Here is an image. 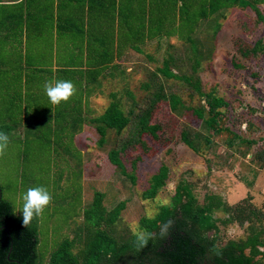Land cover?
Masks as SVG:
<instances>
[{
  "label": "rangeland",
  "instance_id": "rangeland-1",
  "mask_svg": "<svg viewBox=\"0 0 264 264\" xmlns=\"http://www.w3.org/2000/svg\"><path fill=\"white\" fill-rule=\"evenodd\" d=\"M143 12L141 6L131 12L132 31L141 40L149 35L145 20H139ZM174 24L178 29V18ZM192 36V43L175 35L145 39L141 51L127 48L110 74L89 82L94 89L85 106L79 96L87 90L76 86L67 102L76 101L84 119L75 129L77 109L71 105L67 114L57 115V120H68L67 131L60 130L65 123L59 121L41 123L42 117H49L43 108L50 104L42 94L36 116L29 119L39 126L36 132H5L9 144L0 155L3 198L22 215L21 197L27 189L42 186L52 197L38 220L42 264L51 263L65 240L71 241L69 250L80 264L98 234L118 246L128 244L144 231V219L171 204L180 182L190 185L198 205L218 196L232 206L231 213L214 214L220 218L217 231L207 234L217 244L243 240L252 230H262L264 240V4L255 10L233 6L216 13L201 20ZM165 65L169 77L161 73ZM171 96L178 98L174 111ZM212 97L227 103L214 113L217 119L225 115L222 129L238 135L233 144L226 143L225 134L220 140L217 131L206 128ZM111 105L128 118L120 130L96 121ZM194 110H201L203 119ZM142 118L160 126L156 137L142 130ZM185 135L195 150L184 143ZM111 151L118 153L122 167L110 163ZM162 167L167 170L165 182L152 196L148 191ZM97 196L101 210L93 218L100 213L102 218L95 224L85 215ZM238 207L244 211L241 215L233 211ZM248 213L249 220L239 224L237 217ZM228 218L232 222H224ZM254 259L264 264V252Z\"/></svg>",
  "mask_w": 264,
  "mask_h": 264
},
{
  "label": "trees",
  "instance_id": "trees-1",
  "mask_svg": "<svg viewBox=\"0 0 264 264\" xmlns=\"http://www.w3.org/2000/svg\"><path fill=\"white\" fill-rule=\"evenodd\" d=\"M104 1L106 3V0H103V3ZM103 3L100 4L103 5ZM128 4L133 6L132 11H134V6H141L144 10V14L141 15L139 20H145L144 24L148 28L149 35L142 40L136 39V35L132 31L133 26L125 27L121 21L120 39L126 45L130 41L132 48L141 51V45H143L145 39L149 38L161 39L162 37L176 35L178 38L192 43L194 42L192 35L200 25L201 20H206L216 13H222L223 10L233 6L243 8L249 6L255 10L257 4H264V0H145V2L133 0L129 2L128 0L126 1V5ZM123 5H125L124 0H121L120 6L122 7V12ZM162 12L165 14L163 15ZM8 13L4 9V6L0 4V28L6 26V20L9 17ZM176 18L179 19L178 29H175L177 26H174ZM22 20V17H19L18 21ZM124 30L126 31L125 33H123ZM106 55L104 53L101 60H95L96 65L99 62V66L97 67L99 68L97 70V74L99 75L109 70V67L114 69V66L117 65L114 64L112 57ZM161 73L164 77L172 75L166 65L161 69ZM97 74L90 77L91 80H97L99 76ZM69 77V80L66 79L64 81L72 82L74 87L80 85L78 84L80 78L76 79L73 75ZM85 88L87 96L94 89L88 85ZM79 101L81 102V106L85 103L81 96H79ZM6 102L7 104L9 103V101ZM170 102V110L174 111L175 105H178V98L171 96ZM75 103L76 101H61L55 107L49 104L48 108H43L47 110L49 117L47 116V121H42L41 123L53 122L54 124V122L63 121L57 120V115L60 117L61 114L66 113L71 105L72 109H77L75 113L77 117L73 119V128L75 129L77 126H80L82 119H84L80 115L81 106L76 107L74 106ZM226 104L222 98H210L208 105L211 117L205 123L206 128L210 127L217 131L219 135L218 139L222 140L223 134H225L228 138L226 139V143L230 145L233 144V139L238 138V135L228 128L222 129L225 115H221L222 118L217 119L218 112L214 113V111ZM12 107L10 106L7 110L1 108L0 119L4 113H10L9 115H11V112H13ZM194 114L198 118L203 119L204 115L201 110H194ZM96 121L104 122L108 128L120 130L128 123V118L123 116L121 110L116 105H111L105 111L102 118L96 119ZM62 123H65V126L60 130L64 129L67 131L69 126L68 120L64 119ZM28 125H30V128H25V132L31 133L39 127H35L31 120ZM141 125L142 130L151 132L154 137H156L155 132L160 129L159 125H148L143 118L141 119ZM97 130L99 133H103L104 128L98 126ZM184 138V143L189 148L195 150L192 141H188L186 135ZM59 143L61 142L59 141ZM109 161L112 165L122 167L118 153L115 151L109 153ZM166 171V168L162 167L159 173L154 176L152 188L148 191L150 195L155 196L158 189L163 186ZM99 197L97 196L93 200L91 203L93 207L86 210L85 215L87 221L94 222L95 224L99 223V220L102 218V213L98 214L99 216L95 219L93 218V215H96L101 210ZM231 207L225 204L218 196L207 197V203L204 202L203 205H198L190 185L186 182H180L175 187L171 204L161 206L156 216L142 221L141 224L144 232L157 234L156 238L150 240L147 246L138 247L135 243L136 236L132 237L128 244L118 246L115 240H106L105 237L101 239L102 235L98 234L96 241L88 249L83 264H259L254 258L264 252L261 250V247L264 249L262 230H255V232L252 230L245 239L238 241L229 240L223 245L217 244V240L214 237H209L207 234L212 229L215 232L217 231L216 222L220 218H215L214 214L217 211L231 213ZM233 211L240 212L239 215L244 213L241 207L235 210L233 208ZM250 213L254 215L253 212ZM250 213L245 216H238L237 222L243 225L246 220H249ZM38 220L39 218H34L28 227H24L22 225V215H16L12 204L3 198L2 189L0 188V264H42L41 255L37 251L39 244ZM169 221L172 222V226L169 229L168 235L161 238L159 236L160 226ZM228 221L232 222V218H228L224 222ZM70 244L71 241L68 240L62 242L52 254L50 264H80L78 256L69 250Z\"/></svg>",
  "mask_w": 264,
  "mask_h": 264
},
{
  "label": "crops",
  "instance_id": "crops-1",
  "mask_svg": "<svg viewBox=\"0 0 264 264\" xmlns=\"http://www.w3.org/2000/svg\"><path fill=\"white\" fill-rule=\"evenodd\" d=\"M126 1L122 12L121 0H0L9 12L6 26L0 28V110L13 106L11 115L4 113L0 119V132L23 134L30 128L41 95L49 100L46 82L73 75L80 78L78 84L90 87V77L99 70L95 60L106 53L116 64L127 48L132 49L130 41L126 45L120 39V22L132 26L133 6ZM87 99L85 94L83 106Z\"/></svg>",
  "mask_w": 264,
  "mask_h": 264
},
{
  "label": "clouds",
  "instance_id": "clouds-1",
  "mask_svg": "<svg viewBox=\"0 0 264 264\" xmlns=\"http://www.w3.org/2000/svg\"><path fill=\"white\" fill-rule=\"evenodd\" d=\"M44 90L53 105L60 104L61 101L67 102L76 91L70 81H48L44 84ZM9 138L0 132V155H3L8 147ZM22 225L28 227L34 218L42 217L45 208L49 205L52 197L48 190L42 186L31 187L22 195ZM172 222H166L160 226L159 236L164 238L168 235ZM156 233L139 231L135 233V243L138 247H145L149 241L156 238Z\"/></svg>",
  "mask_w": 264,
  "mask_h": 264
}]
</instances>
